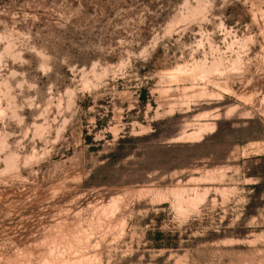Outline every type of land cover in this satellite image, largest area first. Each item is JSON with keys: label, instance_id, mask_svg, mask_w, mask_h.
<instances>
[{"label": "rangeland", "instance_id": "1", "mask_svg": "<svg viewBox=\"0 0 264 264\" xmlns=\"http://www.w3.org/2000/svg\"><path fill=\"white\" fill-rule=\"evenodd\" d=\"M0 264H264V0H0Z\"/></svg>", "mask_w": 264, "mask_h": 264}, {"label": "bare ground", "instance_id": "2", "mask_svg": "<svg viewBox=\"0 0 264 264\" xmlns=\"http://www.w3.org/2000/svg\"><path fill=\"white\" fill-rule=\"evenodd\" d=\"M218 64V63H217ZM220 64H218V66H219ZM204 67V66H203ZM210 69V68H209Z\"/></svg>", "mask_w": 264, "mask_h": 264}]
</instances>
